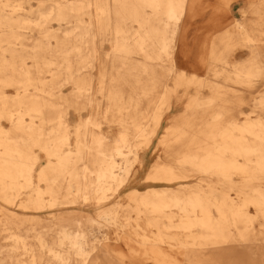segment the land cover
<instances>
[{"label":"bare ground","instance_id":"1","mask_svg":"<svg viewBox=\"0 0 264 264\" xmlns=\"http://www.w3.org/2000/svg\"><path fill=\"white\" fill-rule=\"evenodd\" d=\"M193 7L0 0V229L9 240L0 264H119L125 247L151 264H264V95L256 116L236 121L222 85L202 77L220 65L249 82L264 67V45L223 10L201 23L221 48L206 56L203 42L191 58L194 38L177 34ZM105 40L111 49L93 74ZM251 41L244 58L232 56ZM189 85L213 93L190 97L167 122L157 144L172 155L135 168L171 89ZM82 110L71 124L69 111ZM101 120L118 128L112 137ZM140 172L166 184L139 189Z\"/></svg>","mask_w":264,"mask_h":264},{"label":"rangeland","instance_id":"2","mask_svg":"<svg viewBox=\"0 0 264 264\" xmlns=\"http://www.w3.org/2000/svg\"><path fill=\"white\" fill-rule=\"evenodd\" d=\"M194 2V7L191 9L190 14L192 16V23L187 24L186 23V16L189 14L187 13L186 16L179 22V30L178 35L181 36V34L185 35V40H194L195 43L193 45V48H191V58H194L195 54L199 55V48L200 44H203L205 42V49L204 55L207 56L209 48L212 46H215L217 48H221L222 45L217 44V41H219L220 38H218V34H215L216 31H206L205 28L202 26L203 19L207 18L208 16L212 14H218L219 12H222L223 10H227L230 12V15L233 19L240 20L244 24H246L249 27V33L254 38V43L257 42L260 45H264V0H192ZM212 2L213 5H215V8H209V3ZM227 6V7H224ZM261 7V8H260ZM256 8L258 9V12L260 14L255 13ZM263 9V10H262ZM254 10V11H253ZM259 22V23H258ZM221 31V30H220ZM219 31V32H220ZM175 36V38H177ZM237 38L238 36L235 35ZM214 44H212V43ZM241 42V41H240ZM253 43L248 42L245 43V47L236 48L235 52H232V56L235 57V59H242L249 53V47ZM99 51L96 59L93 63L95 66L92 68V73H97V65L98 62H100V59L105 57V54L108 53L111 49L109 41L102 42L99 46ZM202 50V51H203ZM261 53H264V49L260 51ZM177 62L179 64V61L177 59ZM178 68V66H177ZM217 70H219V73L217 75H208L205 74L202 77H207V80L218 82L222 85L221 87V93H224L222 95L227 98L228 102L225 101L227 105V109L230 112L229 115H231L232 119L234 120H244L246 118H253L256 116L258 112V108L256 106L258 105V99L261 95H264V67L262 68V71L260 74L253 76L249 82H239L235 80V76H232L231 72H228L224 68L216 67ZM187 73L190 72V70H186ZM205 73V72H204ZM226 75H229V77H226ZM168 84L171 85L173 83L172 75L168 76ZM93 88L96 87L97 80L93 79ZM68 87V86H67ZM67 87H63V90L67 91ZM9 92H12L13 89H8ZM7 91V92H8ZM212 89L210 87H207L204 85V87H201L197 89L193 85H189L187 88L184 86H176L174 89H171L170 91V101L168 104V108L166 109V112L163 114V117L157 126L156 134L150 139V141L147 143V146L143 148H140L137 152V155H135V160L133 165L135 168H137L138 160L142 159L145 161L144 169L145 171L149 168L150 164L155 161L156 156H160L162 159H165L167 156L172 155V151L168 149H162V147L158 146L157 140L161 133L164 131V128L167 124V122L172 118V116L175 115H181L183 113V107L188 102L189 98L192 96L199 95L201 97H210L212 95ZM126 95V94H125ZM101 99V98H100ZM220 103H224V101H214L211 103L212 108L217 109L218 105ZM209 110L208 112H210ZM253 111V112H252ZM80 115H78L77 112L69 111L68 117L70 118L71 124L74 123L75 120L78 119L79 116L84 118L88 112L80 111ZM222 118V117H221ZM220 118V119H221ZM102 133H104L106 136L112 137L118 130V128L111 122L107 120L103 121L101 120V124L98 128ZM42 155V153H40ZM130 158L133 159V155H130ZM44 159H40L38 161V166L40 164H43ZM138 171V170H136ZM144 175V172H140L138 175V182H139V189H143L149 186L157 187L160 185H165L166 183L157 182L152 183L149 181H143L142 176ZM194 180V179H193ZM174 183L170 184L171 186ZM128 190L125 191V193ZM1 203V202H0ZM55 211V210H52ZM49 214L47 211H44L42 213V218L45 220H48ZM7 233L5 231H1L0 229V243L5 244L9 242L7 238L4 236ZM125 254V257L123 259H119V264H151V262L147 261L145 258H141L140 255H137L135 252V249L128 250L127 247H125V250L123 251ZM116 261V259H115Z\"/></svg>","mask_w":264,"mask_h":264}]
</instances>
